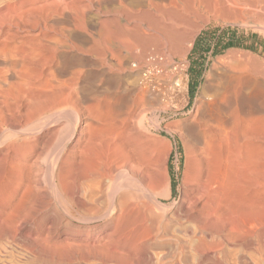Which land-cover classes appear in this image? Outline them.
Returning a JSON list of instances; mask_svg holds the SVG:
<instances>
[{
	"label": "bare ground",
	"instance_id": "obj_1",
	"mask_svg": "<svg viewBox=\"0 0 264 264\" xmlns=\"http://www.w3.org/2000/svg\"><path fill=\"white\" fill-rule=\"evenodd\" d=\"M88 1L82 4L83 0H0V128H12L18 135L19 140L8 147V152L11 151L15 158L18 177H22L24 171L31 174L33 167H38L35 165L37 160L34 164L23 162L30 152L37 149L32 143L34 137L47 128H61L55 132L59 137L65 128H71L67 141V136L65 141L64 136L59 138L63 140L54 144L55 150L46 152L49 146L45 144L43 151L36 154L41 158L44 152L47 153L42 161L45 160L49 175L48 189L51 188L54 195L62 197L73 207H78L88 221L95 217L111 218L110 227L104 232L105 240H120L134 245V249L129 251L134 264H264V78L261 77L260 59L244 51H227L223 57L209 63V80L203 87L201 105L196 107V122L185 131L192 146L189 150L187 199L180 216L193 222L196 230L184 240L175 238L173 234L177 239L175 243L168 241L167 236L164 240H156L159 234L156 232V220L151 219L153 213L146 202L152 200L160 210L168 208L164 200L171 194L160 191L168 160L160 151L167 152L169 146L159 138L146 137L142 128L128 126L129 121L132 119L133 122V117H136L137 109L147 100L149 88L146 82L143 83L146 73L142 69L144 64L156 58L157 49L152 48L156 37L152 32L129 29L120 23L112 27L104 19L97 21L91 4L93 0ZM259 1L262 2L260 8ZM149 2L145 4L140 0L143 7L161 9L166 16L172 15L180 22L184 19L188 22V17L201 13L209 16L238 14V19L245 21L250 17L248 15L259 14V9L264 12V0H165L163 4L155 1L160 5L152 3L153 0ZM125 8L124 4H119L120 12ZM245 15L247 18L244 20ZM115 19L112 20L117 22ZM127 21L129 23V19ZM190 25L193 24L190 22ZM154 72L153 68L149 70L151 74ZM180 88L188 102V76ZM179 129L158 128V132L165 130L174 137H181ZM77 131L74 145L68 149V143ZM36 183L40 185L39 181ZM34 191L37 193V189ZM62 198L57 199L62 202ZM189 231L188 227L184 228L185 234ZM165 240L168 242L164 245ZM70 246L73 245H55V248H49V254L55 257L53 250L58 255L59 250L67 251ZM75 247L82 249L78 245ZM151 248L166 250L153 252ZM71 249L67 252L69 255ZM99 252H95L96 257ZM116 253L126 256L122 251Z\"/></svg>",
	"mask_w": 264,
	"mask_h": 264
},
{
	"label": "rangeland",
	"instance_id": "obj_2",
	"mask_svg": "<svg viewBox=\"0 0 264 264\" xmlns=\"http://www.w3.org/2000/svg\"><path fill=\"white\" fill-rule=\"evenodd\" d=\"M130 1H131V4L129 3ZM149 1L152 2V0H147V1L144 0V3L147 4V2H149ZM155 1H157V2L159 1L158 3H161V4L166 3L165 0H162V1L161 0H153L152 3H154L155 5L157 3ZM86 2L89 3L88 0H83L82 4H86ZM118 2H120V3H118ZM121 3L124 4V6L126 7L123 12L127 11L128 13L127 12L123 13L122 11L121 12L119 11L118 7H119V4L121 5ZM91 4L93 5L92 9H93L94 16L96 17L97 21L98 20L103 21V19H104V21L110 22L109 25H111L112 27H116V24L120 23L122 26L127 25L126 28H129V29H136L137 28V30L147 31V33L152 32L151 34L153 35V37L154 38L156 37L155 38L156 42H154V45L152 47L153 49H155V48L157 49L156 58L152 59V60L149 59L150 61H148L146 64H144L143 69H142L144 74L146 73V77H145V80L143 81V83L145 84V82H146L147 87L149 88V92L146 96L147 100H146V103H143L140 105V107L142 106L141 107L142 109L140 107L137 109V111H136L137 113H135V116L137 118L133 117V122L131 119V121H129V123H128V126L130 128L131 127L132 128H142V131L146 135V137L149 136V138H151V139L152 138H156V139L159 138V140H161V142L164 145L169 146V150L167 152L160 151L162 157H166L165 158L166 161L168 160L167 162H165V167H164L165 168V179L162 180V182H164V184L162 183V187L160 188V191L164 190V191H167L171 194V196L168 199L164 200V203L168 206V208L165 210L166 212L163 209L160 210V209H158L159 207L156 205V203H152V200L149 201L150 199L147 200L146 204H148L149 208L152 210L153 214H152L151 219L153 218L152 220H154V219L156 220L155 221L157 224L156 232H157V234L159 233L158 236L156 237V240H158V239L164 240V237H165V239L168 237L167 240L168 241L171 240L170 242H173V243H175L178 238L181 240H184L183 238H185L187 235H189V233L191 234V232L196 230L193 222H189L185 218L180 216L185 209L184 203H186V199H187L186 194H187V189H188L187 181H188L189 160H190V151L189 150H191V146H192L191 141H190L189 137L186 135L185 131L187 130V128H192L194 126V123L196 122V119H195L197 116V115L195 116V114L197 113L196 109L201 105V101L203 99V95H202L203 87L207 83V80H209V70H210L209 63H212L215 58L223 57L227 53V51H241V52L244 51V53H247L253 57L255 56L258 60L260 59L259 63L260 62L261 63L259 66H260V71L262 72L261 77L264 78V25H263L264 24V21H263L264 12L261 11V9H259L260 6H262V2L259 1V3H258V5H259L258 9L260 11L258 9L257 10H258L259 14L252 15V17L256 16L253 18V19H255V21L252 19L251 15H248V16H250L248 18L245 15L244 20L246 18L247 19L245 21H243V18H241V20L238 19L240 17L238 14H224L225 16L224 15H221V16L220 15H218V16L210 15L209 16L207 14L201 13L199 16L195 15L194 17L193 16L188 17L187 20L189 23L186 22V19L181 20V22H180V20L176 19L172 15L166 16V14L161 9L156 8V10H155L154 7H148V6L143 7L142 4H140V0H121V1L120 0H93V2ZM94 4H95V8H94ZM158 5H160V4H158ZM139 7L141 8V9H139L140 11L138 10ZM102 8H103L102 11L104 13L101 11ZM98 9H100V11ZM107 9L108 10L110 9L111 11H107ZM115 9L118 11H116ZM134 9L136 11H133ZM152 9H153V11H152ZM157 10H158V13H157ZM147 12L150 13V15ZM159 12H161L160 13L161 15L159 14ZM261 12H263V13H261ZM111 13L113 15H110ZM124 14H126L127 17L124 16ZM121 15H123V17ZM137 15H140V16L138 17ZM153 15H156L157 17L156 16L154 17ZM128 16L131 17L132 22L130 21V18ZM234 16H235V18H234ZM150 17H151V19H150ZM198 17H199V19H198ZM216 17H217V19H216ZM121 18L125 19V20H122ZM157 18H158V21H156ZM112 19L113 20L115 19L117 22L113 21ZM128 19H129V23L127 21ZM145 19L147 20V22ZM164 19L166 21H164ZM190 19H191V21H189ZM204 19L207 21H205ZM257 19H259V20H257ZM119 20H121L122 22ZM148 20H150V21H148ZM177 20H178V22H177ZM234 20H235V22H234ZM133 21H135V22L133 23ZM194 21L196 24L194 23ZM241 21H243V22H241ZM249 21H252V24H254V25L250 24L251 22L249 23ZM149 22H151L150 25H148ZM152 22H153V24H152ZM172 22L176 23V24L180 22L181 24L179 23V25L178 24L176 25V24H172ZM190 22L193 25H190ZM244 22H246L248 24L246 25ZM142 23H143V25H142ZM159 23H161V24H159ZM198 23H199V25H198ZM167 24L170 26H168ZM146 25H148V28ZM132 26H133V28H132ZM144 26L147 28L146 30H145ZM150 28L151 29L153 28V29L149 31L148 29H150ZM154 29L158 30V31L156 30L157 33L155 32ZM160 29H161V31H159ZM170 29H171V31H170ZM176 30H178V31H176ZM183 30H184V32H182ZM167 31H169V32L167 33ZM174 31H176V32H174ZM206 31L208 32V34H207L206 40L200 44L201 49L199 48L195 53H192L193 47L196 43V39L198 38V36L202 32H206ZM173 32H174V34H172ZM177 32H179V33L181 32V33L179 34ZM169 33H171V35ZM160 34H162V35H160ZM178 34H179V36H178ZM159 36H160V38H159ZM175 36L178 38L179 41H177V38ZM180 37H182V38H180ZM183 37L187 40H184ZM166 39L168 41H166ZM229 42H233L234 45L230 46V47H226L223 50H220L217 54L213 53L214 46H215V48L220 47V46H223ZM208 44H210V47H208ZM186 46H187V48H186ZM207 48H209V49H207ZM202 50H205V51H202ZM159 51L160 52L162 51V52L160 53ZM152 68L155 70V72L153 74L149 73V70ZM197 70L198 71L201 70L199 75L196 73ZM187 76H188V85H189L188 102L186 100L187 98L185 97L184 92L181 90L182 88H180V85L184 84V82L186 81ZM152 79H153V81H152ZM178 79H179V81H178ZM193 79H194V81H193ZM178 84H180V85H178ZM191 88L193 89V91H191ZM182 95H183V97H182ZM181 97L184 99H182ZM184 100H185V102H184ZM171 101H173V102H171ZM143 107H145V109ZM142 110H143V112H141ZM195 110H196V112H195ZM257 115L259 116L260 113H257ZM193 117H194V119H193ZM134 118H136V119H134ZM160 118H161V120H160ZM137 119L139 122L137 121ZM136 122H137V124H136ZM157 123H158V125H157ZM166 127L167 128L168 127L180 128L179 130L182 132V136L181 137L180 136L174 137V136L168 134L165 130H161L160 131L161 133L158 132V128H166ZM0 129H1L0 132L3 130V132H1V135H0L1 137L3 135L2 138L0 137L1 138L0 139V141H1L0 146L2 144V148L0 147V264H48L47 261L50 262L49 264H52V263H54V264H58V263L64 264L65 263L66 264V262L68 264H81V263L82 264H86V263L87 264H90V263L91 264L92 263L93 264H103V263L104 264H106V263H108V264H111V263L112 264H134L132 262L133 258H131L132 254L129 253V251L134 249V245H132L130 242H125V241H120V240H113V239L111 241L105 240L104 232L106 229H108V227H110L109 223L112 221L111 218H99L98 219L95 217L93 219L91 218L92 220L89 219V221H90L89 222L88 220H86L87 217L78 209V207H76V206L73 207V205L69 204L68 202H65V200L62 197H60V196L57 197L56 195H54L52 193V191L50 190L51 188L48 189V187L50 186L49 185V175H48V172H46L47 171L46 167L44 166L45 160L42 161V159H45L46 156H44V155H47L46 152H49V149L51 151L53 149L55 150L58 141H61V143H62L63 139L65 141V136H67V138H66V141H67L68 137L70 136V134L72 132L71 128H65V130H63V132L60 134L62 137L61 136L57 137L55 135L56 130H59L61 128H58V129L57 128H47L46 130H44L43 133L36 136L37 138L34 137L32 139L33 140L32 143L37 146V149L34 152L33 151L30 152L28 154V156L24 159L23 162H25L27 164H34L35 161L37 160L38 163L35 165H37L38 167H33V170H31L32 175L30 174V171H28V173H27V171H24L21 174L22 177H20V178L18 177V173L16 172L15 158L13 157V154L11 151L8 152L9 151V149H8L9 145H12L13 143H15L16 140H19V138H17L18 135L15 133V131L12 128L7 129V127H3ZM9 130H11V131H9ZM11 132H12V134H11ZM52 132H54V134ZM65 132H67V133L65 134ZM50 134L52 135L51 138H49ZM63 136H64V138H63ZM73 136H74V138H72L68 143V149H71V147L74 145L73 142H75L74 140L78 136V131ZM4 137H6V138H4ZM59 138L60 139L63 138V139L60 140ZM8 140H10V141H8ZM59 143L60 142H58V144ZM45 144H48L49 147L47 148L46 152H44V154H43L44 157L42 156L41 158H37L36 154L43 151L42 149H43V147L46 146ZM54 144H56V145L54 146ZM51 147H52V149H51ZM4 152H6V153H4ZM8 156H10V157H8ZM11 164H13V165H11ZM40 164H42V165H40ZM24 173H25V175H24ZM43 175L44 176L46 175L48 180L46 177H42ZM30 176H32V177H30ZM44 178H46V179H44ZM27 179H32V180L27 181ZM38 181H39L40 185H38L36 183ZM27 182H29V183H27ZM45 182H47V183H45ZM31 183H32V185H31ZM33 185H35V186H33ZM36 185H38L39 187H37ZM185 186H186V188H183ZM34 189L35 190L37 189L36 192L38 194L37 193L34 194V192H35ZM23 191H24V194H23ZM129 191L132 192L131 189H129ZM42 194H43V198H40V197H42ZM45 194H47V196ZM44 195L46 197H44ZM36 198H37V200H36ZM57 198H59V199L62 198L61 201L63 203L58 201L59 199H57ZM50 199H52V201ZM58 202H60V203H58ZM173 202H175V203H173ZM48 203H50V204H48ZM172 205H173V207H172ZM156 206H157V208H156ZM41 210H45V211H41ZM65 212H67V213H65ZM78 213H80V214H78ZM68 214L70 217L68 216ZM77 215H78V217H77ZM37 218H38V220H37ZM172 218H174V219H172ZM176 219L178 221H176ZM81 220H85L87 222H83ZM16 221H18L19 223H17ZM28 221H29V223H28ZM177 222H179V223H177ZM75 223H77V224H75ZM166 223H169V224H166ZM181 223H183V224H181ZM24 224H26L25 227H24ZM2 226L4 228H2ZM15 226H16V228L17 227L18 228L17 229L14 228ZM186 227H188L190 231L185 234L184 228H186ZM54 228H55V230H54ZM5 229H7V230L5 231ZM52 229H53V231H52ZM173 229H174V231H173ZM16 230H18V233H16ZM175 230L178 232H176ZM160 231H162V232H160ZM28 232H29V234H28ZM15 233L17 234V236L14 237ZM167 233H169V235ZM171 233H172V235H171ZM48 234H50V235H48ZM173 234L176 235L175 238L177 237V239H175L173 237L174 236ZM23 236H26V237H23ZM44 236L45 237L48 236V237L45 238ZM180 236H181V238H180ZM27 237H29V239ZM30 239L32 241H30ZM167 240L163 241L164 245L167 244V242H168ZM28 242L30 243L29 245H28ZM39 242H41L42 244ZM159 242L161 243L162 241H159ZM36 243H37V245H35ZM74 243H75V245H74ZM84 243H86V245H89V247L86 246ZM38 244H40V245H38ZM65 244H70L73 246H70V248H67V251H66V249L65 250L62 249L63 251L59 250L60 253L58 251V255L60 254L63 258H61L60 255L59 256L56 255L57 252L54 250H53V252L55 254L54 255L55 257H53L49 254V248L53 249V248H55V245H56V247H59V246L62 247ZM80 244L83 245V247L85 246L84 248L87 249L89 252H87V250H85L83 247H81ZM94 244L97 246H95ZM104 244H106V246ZM23 245H25V246H23ZM41 245H44L43 246L44 248H42ZM77 245H78V247L82 248L85 251H83L82 249L76 248L75 246H77ZM93 245L95 247H98L100 250L104 246L106 248L104 247L105 249H102L101 251L99 250L100 251L99 252V251H96L97 248H95ZM109 245H110V247H109L110 249H112V247L114 246L112 250H110L108 248ZM91 246H93L92 249L94 248L93 251L91 249ZM26 247H28V248H26ZM45 247H47L48 249H46ZM71 247L73 248V250L71 249ZM87 247L91 250H89ZM44 249H45V251H44ZM69 249H71L70 255H69V253H67V252H69L68 251ZM107 249H108V252H107ZM78 250H80L79 251L80 254L77 252ZM94 250L96 253L99 252L97 254V257H96V253L94 252ZM150 250H152L153 252H156V250H157V252H163L166 249L151 248ZM64 251H66V254ZM74 251H75V253H74ZM116 251L124 252L125 253L124 255H126V256H124L125 258L121 255L119 256V254L116 253ZM139 251L141 253L143 250L141 249ZM61 252H62V254H61ZM93 252H94V254H93ZM101 252L102 253L104 252V255ZM31 253H33V254L35 253V254L33 255ZM36 253L39 256L36 255ZM109 253H111V254L114 253V255L116 253V255L118 254V256L115 255L116 256L115 257V256H113V254L111 255ZM90 254H92V255H90ZM107 254H109V255H107ZM31 255L34 257H32ZM79 255H80V257H79ZM128 255L129 256L131 255L130 256L131 259L128 257ZM40 256H42V257H40ZM85 256H86V259H91L92 261L87 260V262H86ZM93 256H95L97 260ZM35 257H37V258H35ZM89 257H92V258H89ZM33 258H35V260ZM81 259H83V261ZM100 259L102 261H100ZM55 260H56V262H55ZM75 261H77V262L75 263ZM89 261H91V262H89ZM142 264H145V262ZM146 264H149V263H146Z\"/></svg>",
	"mask_w": 264,
	"mask_h": 264
},
{
	"label": "trees",
	"instance_id": "obj_3",
	"mask_svg": "<svg viewBox=\"0 0 264 264\" xmlns=\"http://www.w3.org/2000/svg\"><path fill=\"white\" fill-rule=\"evenodd\" d=\"M207 34H208V32L206 31V32H202L199 36H198V38L196 39V43H195V45H194V47H193V50H192V53H195L199 48H200V44L201 43H203L205 40H206V37H207ZM234 45V43L233 42H229V43H227V44H225V45H223V46H220V47H216L215 48V46H214V48H213V53L214 54H217L220 50H223L224 48H226V47H230V46H233ZM208 47H210V44H208ZM201 49V48H200ZM207 49H209V48H207ZM202 51H205V50H202ZM200 72H201V70H197L196 71V73L199 75L200 74ZM195 78V77H194ZM193 81H194V79H193ZM191 91H193V89L191 88Z\"/></svg>",
	"mask_w": 264,
	"mask_h": 264
}]
</instances>
